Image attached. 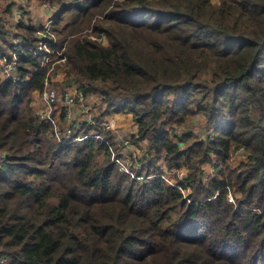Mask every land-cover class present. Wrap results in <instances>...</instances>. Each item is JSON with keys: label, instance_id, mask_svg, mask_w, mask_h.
<instances>
[{"label": "trees", "instance_id": "trees-1", "mask_svg": "<svg viewBox=\"0 0 264 264\" xmlns=\"http://www.w3.org/2000/svg\"><path fill=\"white\" fill-rule=\"evenodd\" d=\"M49 1L65 82L80 85L96 120L129 115L148 162L135 175H158L120 171L109 131L108 141L49 138L32 102L52 63L40 67L33 25H19L28 44L15 47L0 17V58L16 51L30 76L0 78V256L264 264V0ZM197 124L202 135L185 130ZM238 150L246 158L232 167ZM161 158L186 168L184 180L166 183Z\"/></svg>", "mask_w": 264, "mask_h": 264}, {"label": "built area", "instance_id": "built-area-1", "mask_svg": "<svg viewBox=\"0 0 264 264\" xmlns=\"http://www.w3.org/2000/svg\"><path fill=\"white\" fill-rule=\"evenodd\" d=\"M43 1L44 2L40 4V8L55 11V8H52V2L49 0ZM22 13L23 12L21 11L16 13L13 25H29L28 18L22 16ZM52 18L53 17L48 20L49 23L52 22ZM50 25L51 24L43 25L42 28H38V30L36 28L37 34L35 31L37 48H35L34 53L42 54L43 57L40 67H43V65L48 62H55L51 60V58L54 53H58L55 47H51L56 40L51 31ZM15 36L16 39L14 42L11 40L15 47H22L28 44V41L23 36L19 34ZM41 44L43 47H40L42 46ZM16 54L18 53L14 51L7 57V59L4 57L3 62L0 63V78L2 80L13 79L15 82L20 83L28 82L30 80V76H22L18 70ZM59 55L61 56L62 54L59 53ZM54 66H56V64ZM54 69H56V71L64 70L63 77L66 75V67L64 64L62 65V62H60V66L57 68L54 67ZM35 70H39L38 67H36ZM63 77L60 82L63 81ZM68 84V86L66 85L67 87L60 89L57 87L58 85L56 82H54V72L53 76H50V74L47 73L43 79V90L41 92L35 91L40 94L42 93V96L44 97L42 106H35L34 112L44 123L48 125L46 133H49L52 137H55L62 142L70 143L77 140L84 141L89 137L100 139L102 141H108L107 137L102 134V131H109L113 135L114 141L116 142L120 153V155H118L113 147L110 149L113 156V162L118 165L120 171L132 174L138 180L157 178V175L148 176L147 178L143 177L141 174L135 175V171L141 168L139 167L140 164H138L137 160L142 154L140 149L132 143L131 138L126 136L125 131H123L119 126L117 119L118 114H107L101 118V120H96L93 113L95 108L92 106V102L88 99L84 91L80 88V85L76 82H68ZM173 170L172 174L177 173L179 180L183 181L185 172L182 170ZM186 188L182 189L184 194H186ZM228 200L233 201L231 195H228ZM8 263L9 257L1 255L0 264Z\"/></svg>", "mask_w": 264, "mask_h": 264}, {"label": "rangeland", "instance_id": "rangeland-1", "mask_svg": "<svg viewBox=\"0 0 264 264\" xmlns=\"http://www.w3.org/2000/svg\"><path fill=\"white\" fill-rule=\"evenodd\" d=\"M212 1L216 2L217 0H212ZM9 2H11L13 13L9 12L8 14H0V17L2 18L3 23L5 24V29L10 30V32H11L10 33V40H12L13 42L16 39L15 35H17V32L19 30L18 25H15V24L13 25V21H15V16H16L17 12H19V11L23 12L22 16H24L25 18H28V20H29L28 26H32V25L34 26V30H33L34 35H35V31L37 34L38 28H42L43 25L51 24L48 22V20H50V18L55 16V14L57 13L56 5L53 3H51V4L53 5L52 8H55L54 9L55 11H53V10L51 11L50 9L40 8V4L44 2L43 0H0V10L2 8H4L5 6H7V4ZM23 26L27 27L26 25H23ZM36 28H37V30H36ZM12 41H10V44H12ZM40 47H43V45ZM9 49H10V47H9ZM56 50L58 53H54L51 60L55 59L56 57H60L59 53L62 54V52H63V48H59V49L56 48ZM1 57L2 58H0V63L3 62L4 57H6V59H7V55H2ZM63 61H64V59H61L60 61H58V59H57L55 62H53L51 64V68L48 71L50 76L51 75L53 76V72H54V82H56V84L58 85L57 87H59L60 89L65 88L69 85L68 82H65V80H64L65 79V75L63 77L64 70L56 71V69H54L55 64H58V63L63 62ZM62 77H63V81L60 82ZM33 97L34 98H33L32 106H33V109L35 110V106H37V107L42 106V101H43L44 97L42 96V93L40 94L38 92H34ZM117 116H118L117 119H118L119 126L121 127V129L123 131H125L126 136H129L131 138V141H132L133 135H135L137 132L136 125L134 123L130 122V116L129 115L118 114ZM185 130L191 131L195 135H202V133H203V127H201V125H198V124L194 125L193 127H188ZM132 133H134V134H132ZM46 135L49 138H53L52 135H50L49 133H46ZM134 145H136L140 149L141 154H142L141 157L137 160L138 164H140L139 167L142 168L143 166H146V165L148 166V162L146 161L147 155L144 151V148H145L144 144H142V145L141 144H134ZM245 156L246 155L243 154V152H239V150H238L237 154L231 160V166L235 167L240 162V160H245V158H246ZM157 163L165 170V172H163L162 174L164 175V177L167 180L166 183H168V184L176 183L177 180H176L175 176H173V174H172V172L174 170L167 168V166H166V164L162 158ZM140 169H138V170H140ZM211 169L212 168L207 169L208 174H211ZM180 170H182L186 174V168H183ZM141 175L143 177L147 178L148 176L158 175V173H155L152 175H146L145 173H141ZM140 181H144V180H140ZM185 192L188 195L190 193V188L187 187ZM232 200L233 201H230V202H234L233 198H232Z\"/></svg>", "mask_w": 264, "mask_h": 264}, {"label": "water", "instance_id": "water-1", "mask_svg": "<svg viewBox=\"0 0 264 264\" xmlns=\"http://www.w3.org/2000/svg\"><path fill=\"white\" fill-rule=\"evenodd\" d=\"M32 140L34 141V139L32 138ZM4 156H6V154H4Z\"/></svg>", "mask_w": 264, "mask_h": 264}, {"label": "crops", "instance_id": "crops-1", "mask_svg": "<svg viewBox=\"0 0 264 264\" xmlns=\"http://www.w3.org/2000/svg\"><path fill=\"white\" fill-rule=\"evenodd\" d=\"M130 122H132L131 118H130ZM133 123V122H132Z\"/></svg>", "mask_w": 264, "mask_h": 264}]
</instances>
